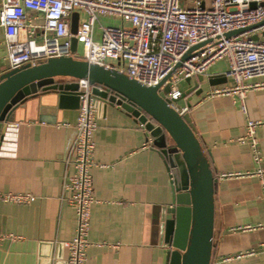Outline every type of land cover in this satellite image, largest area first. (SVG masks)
Masks as SVG:
<instances>
[{"label": "crops", "instance_id": "obj_1", "mask_svg": "<svg viewBox=\"0 0 264 264\" xmlns=\"http://www.w3.org/2000/svg\"><path fill=\"white\" fill-rule=\"evenodd\" d=\"M29 14L37 16L36 25L42 24L41 15ZM84 17L77 12V22ZM69 20L71 31L72 14ZM4 40L0 26V73L8 69ZM74 49L73 55L80 58L81 44L77 42ZM225 70L226 61L218 59L204 77L220 76ZM70 81L55 78L57 83ZM179 85L182 91L187 88L185 80ZM212 86L199 82L200 94L194 91L177 101L182 107L189 100L187 112L216 179L210 264H264V227H258L264 225V88L246 93L244 114L237 96L205 97ZM94 102L97 127L90 172L95 201L86 264H165L166 245L158 221L174 195L168 159L130 112L95 96ZM77 115L78 108H60L54 93L28 99L16 111L0 144V192L28 193L35 199L0 200V264H66L64 242L75 234L76 215L62 199V184L73 172L69 159ZM247 118L261 121L256 129L259 163L248 145L237 142ZM228 172L239 175L219 176ZM178 197L187 201L183 193ZM242 226L255 228L233 230Z\"/></svg>", "mask_w": 264, "mask_h": 264}, {"label": "built area", "instance_id": "obj_2", "mask_svg": "<svg viewBox=\"0 0 264 264\" xmlns=\"http://www.w3.org/2000/svg\"><path fill=\"white\" fill-rule=\"evenodd\" d=\"M0 1V26L4 30L8 69L23 64L34 66L53 56L71 55L69 18L73 12L81 11L85 17L78 20L74 33L82 48L79 57L89 63L113 67L145 86L160 83L191 47L202 44L165 81L170 86L165 96L180 114L188 111L187 106L181 107L175 101L183 92L180 82L192 75H204L218 59L226 61V70L220 76L231 79V84L214 85L205 97L237 96L241 112L247 114L246 93L264 88V80L260 79L264 76V0H191L190 5L182 4L181 0ZM29 11L42 16L40 26L34 23L37 16ZM103 17L120 23H99ZM97 22L99 35L95 39ZM237 29L244 30L225 36L226 32ZM77 82L76 136L69 159L73 172L62 184V199L74 208L76 215L75 234L64 242L66 264L87 262L91 205L95 201L90 172L97 127L94 95L86 79ZM260 123L247 118L245 132L237 138V142L249 146L257 163L261 160L256 136ZM236 175L239 173L219 176ZM34 199L28 193L0 192V200L4 202L27 203ZM252 228L255 227L233 230Z\"/></svg>", "mask_w": 264, "mask_h": 264}, {"label": "water", "instance_id": "obj_3", "mask_svg": "<svg viewBox=\"0 0 264 264\" xmlns=\"http://www.w3.org/2000/svg\"><path fill=\"white\" fill-rule=\"evenodd\" d=\"M76 28L77 12H73L71 55L49 57L34 66L23 64L0 73V144L12 126L16 111L28 99L54 93L60 108H78L77 80L86 79L95 97L120 105L137 118L149 132L153 146L168 159L174 195L171 205L163 209L158 221L161 242L166 245L165 264H210L216 179L188 112L180 114L165 96L170 91L165 81L202 44L191 47L160 83L145 86L113 67L75 57ZM243 30H231L225 36L230 37ZM58 77L72 78L73 81L57 83L55 78ZM203 81L218 85L231 79L192 75L185 78L187 88L180 98H186L194 91L200 94L199 82ZM186 106H191L189 100ZM179 193L185 194L187 201H181Z\"/></svg>", "mask_w": 264, "mask_h": 264}, {"label": "rangeland", "instance_id": "obj_4", "mask_svg": "<svg viewBox=\"0 0 264 264\" xmlns=\"http://www.w3.org/2000/svg\"><path fill=\"white\" fill-rule=\"evenodd\" d=\"M251 6H253V4H251ZM118 22V20H116V19H114V18H109V17H103L102 18V21H101V23L102 24H115V23H117ZM98 23V22H97ZM100 23V22H99ZM180 86H182V85H180ZM182 88H184L183 86H182ZM185 89H183V91H184Z\"/></svg>", "mask_w": 264, "mask_h": 264}]
</instances>
